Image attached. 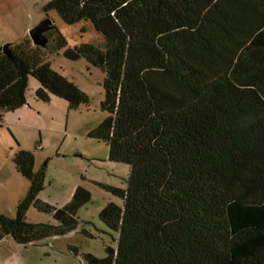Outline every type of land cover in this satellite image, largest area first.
<instances>
[{
    "label": "trees",
    "instance_id": "1",
    "mask_svg": "<svg viewBox=\"0 0 264 264\" xmlns=\"http://www.w3.org/2000/svg\"><path fill=\"white\" fill-rule=\"evenodd\" d=\"M43 11L90 22L103 48L68 47L55 26L46 48L29 37L9 54L0 45V122L28 103L30 78L35 100L88 104L49 55L64 50L104 73L107 116L89 137L130 170L125 189L106 187L121 204L99 214L116 238L85 264H264V0H51ZM13 163L29 188L15 218L0 215V242L76 232L90 192L78 186L68 205L51 206L38 199L45 171L33 152ZM31 207L53 222H29Z\"/></svg>",
    "mask_w": 264,
    "mask_h": 264
},
{
    "label": "rangeland",
    "instance_id": "2",
    "mask_svg": "<svg viewBox=\"0 0 264 264\" xmlns=\"http://www.w3.org/2000/svg\"><path fill=\"white\" fill-rule=\"evenodd\" d=\"M26 1L27 9L0 11L3 45L9 44L4 35L11 26L9 22L25 21L31 15L35 23L30 30L48 19L65 38L68 47L91 44L103 48L104 41L90 22L67 25L56 12L43 11L51 0ZM10 16L14 17L12 21ZM63 52L49 55L47 62L52 70L86 94L89 102L70 108L66 100L56 96H50L48 102L35 100L34 94L40 85L36 79H29L28 103H34L30 106V115L27 118L19 116L22 113L20 108L4 114L0 122V215L15 218L18 202L28 192V181L16 171L13 163L18 150L33 152L35 171L42 168L45 171L44 189L38 195L41 202L62 208L69 204L78 186L90 192L91 201L78 211L80 226L76 232L51 237L35 245L22 246L13 240L2 243L0 256L10 264H85L83 255L90 253L104 258V245L111 237L116 238V234L101 222L99 214L108 203L121 204V200L106 187L125 189L130 169L125 164L110 161L107 145L89 137L107 116L101 109L105 75L85 59L71 61ZM28 103L24 106L27 109ZM7 117L11 119L6 120ZM26 218L31 223L53 222L50 216L33 207L28 210ZM71 248L77 249L76 255Z\"/></svg>",
    "mask_w": 264,
    "mask_h": 264
},
{
    "label": "crops",
    "instance_id": "3",
    "mask_svg": "<svg viewBox=\"0 0 264 264\" xmlns=\"http://www.w3.org/2000/svg\"><path fill=\"white\" fill-rule=\"evenodd\" d=\"M26 2H27L26 0H0V11L10 9V11L13 12L15 8H20V7L23 9H27V8H25ZM18 4H19V6H17ZM6 15H8V14H6ZM15 15H14V17H15ZM14 17L10 16V21H12L14 19ZM5 18H6V16H5ZM1 20H3V19H1V17H0V21ZM6 20H8V19H6ZM9 23H10L9 25H11V26H9V28L6 30V33L4 35H5V39H8L7 41H9L6 43H9L8 45H14V44L20 42L21 40L29 37L30 28L35 23V20L31 15H28V19L25 21H21V19H16L15 22L12 21ZM0 45L4 46L1 42V40H0ZM28 105H29L28 109L26 107H22L20 109L21 111H19V112H22V113L19 114V116L27 118V115H30V114H28V112L30 110V106H33L34 103L29 101ZM5 118H6V116H5ZM8 119H11V117H7L6 120H8ZM10 240H12V239L6 238L5 240L0 242V245L2 243H7ZM0 264H10V262L7 263V260L4 261V259L0 256Z\"/></svg>",
    "mask_w": 264,
    "mask_h": 264
},
{
    "label": "water",
    "instance_id": "4",
    "mask_svg": "<svg viewBox=\"0 0 264 264\" xmlns=\"http://www.w3.org/2000/svg\"><path fill=\"white\" fill-rule=\"evenodd\" d=\"M53 24L50 20L46 19L29 31V38L33 45L41 48H46L48 45V39L46 34L53 29ZM5 54H9V45L3 46Z\"/></svg>",
    "mask_w": 264,
    "mask_h": 264
}]
</instances>
